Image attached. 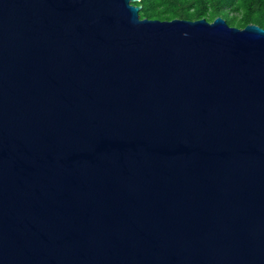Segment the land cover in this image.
<instances>
[{
	"label": "water",
	"instance_id": "1",
	"mask_svg": "<svg viewBox=\"0 0 264 264\" xmlns=\"http://www.w3.org/2000/svg\"><path fill=\"white\" fill-rule=\"evenodd\" d=\"M141 0H0V264H264V29Z\"/></svg>",
	"mask_w": 264,
	"mask_h": 264
},
{
	"label": "trees",
	"instance_id": "2",
	"mask_svg": "<svg viewBox=\"0 0 264 264\" xmlns=\"http://www.w3.org/2000/svg\"><path fill=\"white\" fill-rule=\"evenodd\" d=\"M141 19L213 22L222 17L228 25L244 29L250 24L264 29V0H141Z\"/></svg>",
	"mask_w": 264,
	"mask_h": 264
}]
</instances>
